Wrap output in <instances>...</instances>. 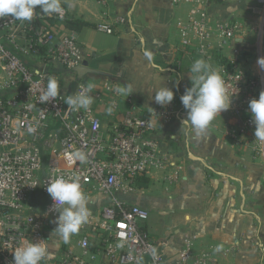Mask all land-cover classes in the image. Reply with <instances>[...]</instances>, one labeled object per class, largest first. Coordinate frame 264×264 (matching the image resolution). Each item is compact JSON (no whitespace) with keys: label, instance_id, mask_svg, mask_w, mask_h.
<instances>
[{"label":"built area","instance_id":"built-area-1","mask_svg":"<svg viewBox=\"0 0 264 264\" xmlns=\"http://www.w3.org/2000/svg\"><path fill=\"white\" fill-rule=\"evenodd\" d=\"M95 1L104 7L111 0ZM174 1L189 5L186 18L176 22L183 44L209 64L215 59V49L241 36L238 24L230 18L210 21L208 7L214 0ZM258 2L262 15L253 43L255 69L246 71L235 60L222 61L221 56H216L219 63L214 68L231 98L228 111L236 129L228 134L236 141L254 126L249 100L264 91V0ZM61 6L62 12L51 15L36 8L31 21L0 17V68L4 73L0 82V263L13 264V251L25 239L47 240L48 246L46 228L57 213L46 187L48 180L63 175L79 176L85 195L101 193L110 200L99 210L89 233L63 243L60 258L41 264H218L206 254L195 255L190 240L174 261H165L145 227L148 210L114 195L133 190L142 178L163 167L157 131L166 121L181 118L180 110L160 105L143 115L129 108L119 123L104 130L93 102L87 110L67 105L69 97L89 87L83 80L71 96L60 91L57 99L40 102L50 77L60 86L58 70L75 71L83 61L81 43L64 24L68 9ZM103 13L95 26L101 32L113 34L127 22L123 16L110 22ZM101 86L89 92L96 104L104 101L106 93L117 96L110 82ZM117 104L111 100L112 107ZM29 128L35 132L29 133ZM77 150L85 153V161L69 160V154ZM258 150L264 153V143ZM33 193L38 196L32 200Z\"/></svg>","mask_w":264,"mask_h":264},{"label":"crops","instance_id":"crops-1","mask_svg":"<svg viewBox=\"0 0 264 264\" xmlns=\"http://www.w3.org/2000/svg\"><path fill=\"white\" fill-rule=\"evenodd\" d=\"M249 2L214 0L208 7L210 21L242 14ZM60 3L68 9V18L89 23L78 31L70 29L82 45L83 61L75 71L58 70L60 91L71 96L79 80L94 91L101 90L104 81L110 82L117 96L106 93L103 102L93 100L104 130L119 123L129 108L144 115L160 106L154 100L158 84L174 92L167 106L180 110L181 118L166 121L157 131L163 167L142 178L133 190L114 194L148 210L145 227L165 261H174L190 240L195 255L206 254L218 264H264V153L258 150L255 125L236 141L228 134L236 129L228 110L217 115L203 133L182 124L187 112L180 97L191 87L192 63L202 58L183 44L176 24L186 18L189 5L174 0H111L104 7L95 0ZM103 12L110 22L115 16L127 22L113 34L101 32L95 26ZM253 43L241 35L215 49L210 64L217 67L221 56L251 72L255 64L248 57L254 52ZM113 99L118 103L115 108L110 105ZM37 196L33 193L31 199ZM109 200V195L91 194L87 199L90 214L96 212L97 219ZM47 237L51 260L60 258L62 244L54 246Z\"/></svg>","mask_w":264,"mask_h":264},{"label":"clouds","instance_id":"clouds-1","mask_svg":"<svg viewBox=\"0 0 264 264\" xmlns=\"http://www.w3.org/2000/svg\"><path fill=\"white\" fill-rule=\"evenodd\" d=\"M36 8L48 15L63 11L60 0H0V17L10 16L19 21H31ZM188 73L191 87L186 88L180 97L187 112L182 124L188 125L197 133H203L217 115L229 109L231 98L226 93L222 76L204 59H196ZM90 91L91 86L69 97L67 105L77 110L81 108L87 110L93 102V97L89 95ZM59 94L57 79L50 77L39 99L41 103H46L57 99ZM173 98L174 92L171 89L158 84L154 96L157 104L165 106ZM248 108L255 125V140L264 143V91L259 93L258 98L249 100ZM107 111L111 113V107ZM28 131L35 132V128H29ZM68 158L73 162H83L86 160V155L77 150L69 154ZM46 191L53 201L52 210L57 213L54 221L56 227L52 235L68 243L82 225L88 222L90 216L87 197L81 189L80 178L79 176L65 178L63 175H57L48 180ZM46 241L40 240L34 243L25 239L13 251V264H41L44 260L53 259V253L49 250ZM152 251L154 254L155 249Z\"/></svg>","mask_w":264,"mask_h":264},{"label":"rangeland","instance_id":"rangeland-1","mask_svg":"<svg viewBox=\"0 0 264 264\" xmlns=\"http://www.w3.org/2000/svg\"><path fill=\"white\" fill-rule=\"evenodd\" d=\"M250 7L242 14L236 13L231 15L230 19H232L235 23L238 24L239 29H240V34L241 35H245L248 36L251 40L255 39V33H256V27L258 26L260 19H261V6L260 3L258 2V0H250L249 2ZM262 53L264 55V31L262 33ZM254 50V47H253ZM251 60V63L253 62L255 64L256 58H255V54H251L250 57H248ZM254 66V65H253ZM244 68V67H243ZM245 69V68H244ZM246 70V69H245ZM247 71V70H246ZM227 138L229 139L230 137L227 136ZM226 138V139H227ZM257 145L260 146L261 142L257 141ZM87 199L89 197H91V195H86ZM95 215L96 212H92L89 216L88 222L85 223L84 225H82V227L80 228L79 232L75 235H73L70 239V241H75L81 234L84 233V231H86L87 229L90 230V225L96 221L95 219ZM56 215L52 216L50 221H52L51 226H47L46 230H47V235L49 236V239L52 243V245H61L64 242L59 239L56 235H52L53 230L55 229L56 225L55 224V218ZM69 241V242H70ZM64 246V245H63Z\"/></svg>","mask_w":264,"mask_h":264},{"label":"trees","instance_id":"trees-1","mask_svg":"<svg viewBox=\"0 0 264 264\" xmlns=\"http://www.w3.org/2000/svg\"><path fill=\"white\" fill-rule=\"evenodd\" d=\"M64 24L67 28L74 30V31H78L80 30L83 26H87L89 25L88 22L86 21H82L79 19H73V18H66L64 20ZM222 61H225V59H222ZM1 264V263H0Z\"/></svg>","mask_w":264,"mask_h":264},{"label":"bare ground","instance_id":"bare-ground-1","mask_svg":"<svg viewBox=\"0 0 264 264\" xmlns=\"http://www.w3.org/2000/svg\"><path fill=\"white\" fill-rule=\"evenodd\" d=\"M264 29L261 30V33H263Z\"/></svg>","mask_w":264,"mask_h":264}]
</instances>
